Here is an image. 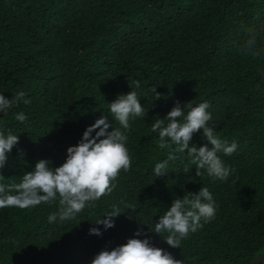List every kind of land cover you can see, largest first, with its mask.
<instances>
[{
	"label": "trees",
	"instance_id": "1",
	"mask_svg": "<svg viewBox=\"0 0 264 264\" xmlns=\"http://www.w3.org/2000/svg\"><path fill=\"white\" fill-rule=\"evenodd\" d=\"M248 30L264 37V0H0V94L23 91L30 100L0 113V130L19 138L0 184L19 183L40 159L62 165L67 148L102 115L121 127L108 112L119 94L137 91L146 112L130 120V170L94 207L54 223L48 216L58 200L0 208V264H90L130 238H148L184 264H264V55L241 54ZM192 101L208 102L218 138L238 145L230 156L218 153L234 170L227 181L196 169L187 150L175 153L166 175L154 176L169 149L158 147L151 124ZM19 112L25 122L15 119ZM206 143L201 130L190 146ZM203 186L216 202L215 218L180 248L166 243L167 233L149 231L175 198ZM113 205L123 213L105 230L95 222ZM92 227L102 235L90 234Z\"/></svg>",
	"mask_w": 264,
	"mask_h": 264
},
{
	"label": "clouds",
	"instance_id": "2",
	"mask_svg": "<svg viewBox=\"0 0 264 264\" xmlns=\"http://www.w3.org/2000/svg\"><path fill=\"white\" fill-rule=\"evenodd\" d=\"M248 37L240 49L241 54L253 58L264 55V48L259 46L264 37H260L253 30H248ZM135 84L136 88L140 87L139 81ZM152 92L155 94L153 100L160 98L156 87ZM25 95V92L19 91L9 99L0 94V113L7 115L8 110L14 105H19L21 100L24 104H29L30 100L24 99ZM209 107L206 101L195 106L193 101L188 102L183 107L177 102L164 119L157 118L151 124V130L158 133V147L169 149L167 158L156 163L155 177L166 175L169 162L177 159L175 153H185L187 150V156L196 169L206 170L214 180H228L234 170L225 164L218 153L223 152L224 155L230 156L237 150L238 145L236 142L229 145L218 138L215 126L209 125L212 120V114L207 111ZM108 112L121 127H112L108 117L102 115L86 128L77 145L67 148L66 160L62 165L53 169L49 160L40 159L32 171L24 173L19 183L11 186L0 184V208L26 209L58 200L59 209L48 216V221L54 223L59 219L63 222L75 219L85 207H94V202L110 194L117 186L114 182L121 170L126 172L132 165L126 147L130 120L145 117L146 112L137 91L133 89L127 94H119L109 103ZM15 119L25 122L28 117L19 112ZM110 127L112 130L108 131ZM201 130L207 143L200 147L195 144L190 146L193 135ZM93 132L95 136L92 135ZM18 142V135L11 132L5 134L0 130V169L5 167L7 154ZM197 175L200 176L198 170ZM121 204L135 211L134 205L124 201H121ZM216 210L217 205L212 194L203 186L198 194L188 192L182 198H175L170 208L155 223L154 230L149 231L160 236L167 233V236L163 237L166 243L171 247L180 248L183 239L203 227L202 221L207 223L215 218ZM122 213L119 206L113 205V210L103 216L107 219L101 217L95 224H102L105 230L114 227L113 218ZM89 232L102 235L101 230L96 227L90 228ZM135 235H141L140 231ZM90 264H184V262L175 259L164 249L152 246L148 238H130L126 244L100 251Z\"/></svg>",
	"mask_w": 264,
	"mask_h": 264
}]
</instances>
